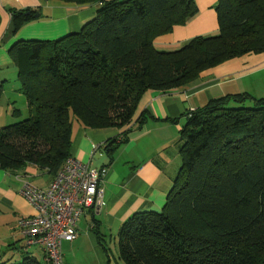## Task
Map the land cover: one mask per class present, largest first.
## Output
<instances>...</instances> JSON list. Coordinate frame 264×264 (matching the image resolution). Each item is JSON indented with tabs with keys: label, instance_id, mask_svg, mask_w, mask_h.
<instances>
[{
	"label": "trees",
	"instance_id": "16d2710c",
	"mask_svg": "<svg viewBox=\"0 0 264 264\" xmlns=\"http://www.w3.org/2000/svg\"><path fill=\"white\" fill-rule=\"evenodd\" d=\"M50 1L94 5L96 16L77 33L17 41L7 50L29 112L0 128V170L15 177L29 168L57 174L71 158V117L86 130L122 129L146 92L175 91L207 70L264 52V0H218V34L193 38L173 52L155 50L154 41L194 18L195 0ZM36 14L10 11L9 35ZM185 119L181 164L165 204L122 224L119 260L264 264V97L225 95ZM145 120L141 114L135 124ZM127 134L106 141L109 158ZM17 264L41 263L26 256Z\"/></svg>",
	"mask_w": 264,
	"mask_h": 264
},
{
	"label": "crops",
	"instance_id": "0c3cea01",
	"mask_svg": "<svg viewBox=\"0 0 264 264\" xmlns=\"http://www.w3.org/2000/svg\"><path fill=\"white\" fill-rule=\"evenodd\" d=\"M217 1L195 0L198 9L196 16L185 25L174 27L171 34L157 38L154 41L155 50L177 51L193 38L218 34L214 9ZM27 9L38 11V17L15 36L9 35L10 11ZM96 10L94 5L50 0H0V70L7 68L10 75L16 77V70L7 55V50L15 42L27 39L51 41L77 33L95 18ZM262 81L264 52L249 54L207 70L197 80L175 91L146 92L138 104L132 123L127 127L86 130L78 123L72 125L70 157L87 164L90 169L104 168L106 174L101 183L103 205L99 209L85 211L77 224L76 239L62 243L64 263L122 264L117 251V236L122 224L136 213L160 211L173 186L181 164L178 139L186 121L185 115L225 95L247 93L262 98L252 94L259 92L257 89L260 86L256 84ZM263 87L260 88L264 94ZM14 103L7 100L5 106L13 109ZM141 114H145L146 120L138 128L135 121ZM125 131H128L127 141L119 145L109 158L104 150L106 141L113 138L120 141ZM27 170L32 173L35 171L32 168ZM21 179L16 180L15 177L20 184L14 180L11 184L6 172L0 170V216L5 219L0 223V264L4 260L2 248H7L10 242L22 244L20 252H12L15 258L11 259L17 261V256L22 257L24 254L22 258L30 256L43 264L38 247L25 249L23 245L19 222L33 216L35 211L19 194ZM50 181L51 177L42 186L34 187L45 189Z\"/></svg>",
	"mask_w": 264,
	"mask_h": 264
},
{
	"label": "built area",
	"instance_id": "2783aa9c",
	"mask_svg": "<svg viewBox=\"0 0 264 264\" xmlns=\"http://www.w3.org/2000/svg\"><path fill=\"white\" fill-rule=\"evenodd\" d=\"M105 174L104 168L90 169L87 164L68 158L47 188H35L22 181L19 194L35 214L20 220V233L26 249L39 248L43 264H65L61 245L76 239L77 224L85 211L103 205L101 183Z\"/></svg>",
	"mask_w": 264,
	"mask_h": 264
},
{
	"label": "rangeland",
	"instance_id": "374dc122",
	"mask_svg": "<svg viewBox=\"0 0 264 264\" xmlns=\"http://www.w3.org/2000/svg\"><path fill=\"white\" fill-rule=\"evenodd\" d=\"M35 40H37V39H35ZM0 80L5 81L3 93H2V96L0 98V128H2V127H5L9 124L19 122L23 119H26L29 115V112H28V109L26 107V100L19 94L20 93L19 92L20 85L17 82L16 77L14 78L10 75V70H8L7 68H3L2 70H0ZM256 86L257 87H259V86L263 87L264 82L262 81L260 83H257ZM260 87L258 89L256 88L259 92H256V93L252 92V94L253 95L256 94L258 96L260 95L261 97H264V94H263ZM7 100L9 101V103L15 102L14 108H16L20 111L18 113V116L17 115L15 116L13 114L14 108L13 109H11V108L7 109V107L5 106V103H7ZM74 118L75 117H71V121H72V125L76 126L77 122ZM26 173L28 175L24 179H21V181L25 180L27 183L31 184L32 186H37V187L42 186V184L45 182V180L50 179L49 175L44 174V173L37 171V170L33 171V173L30 171L28 172V170H27ZM33 174H35V175H33ZM6 175L8 177V180H10L11 184L14 181L17 182L18 184H20L18 181L15 180L14 175L9 174V173H6ZM4 220H5L4 217L0 216V223L4 222ZM0 230H1V228H0ZM20 243L21 242H18L17 244H11V242H10L9 246L7 248H2V251L4 252L3 264H15V263L21 262L24 254L22 255V257H21V255L17 256V257H19V259L17 261L11 259V258H15L14 255L12 254V252H14V251L20 252V246L22 245ZM23 245L25 248L24 240H23ZM13 246H15V248H13Z\"/></svg>",
	"mask_w": 264,
	"mask_h": 264
},
{
	"label": "water",
	"instance_id": "95a60500",
	"mask_svg": "<svg viewBox=\"0 0 264 264\" xmlns=\"http://www.w3.org/2000/svg\"><path fill=\"white\" fill-rule=\"evenodd\" d=\"M28 14H29V13H27V15H28ZM37 17H38L37 15L34 16V18H37Z\"/></svg>",
	"mask_w": 264,
	"mask_h": 264
}]
</instances>
